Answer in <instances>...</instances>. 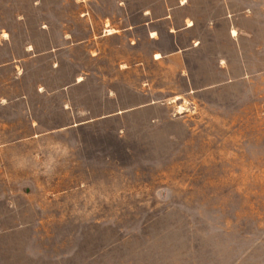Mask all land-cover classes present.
Instances as JSON below:
<instances>
[{
    "label": "rangeland",
    "instance_id": "374dc122",
    "mask_svg": "<svg viewBox=\"0 0 264 264\" xmlns=\"http://www.w3.org/2000/svg\"><path fill=\"white\" fill-rule=\"evenodd\" d=\"M0 264H264V0H0Z\"/></svg>",
    "mask_w": 264,
    "mask_h": 264
},
{
    "label": "crops",
    "instance_id": "0c3cea01",
    "mask_svg": "<svg viewBox=\"0 0 264 264\" xmlns=\"http://www.w3.org/2000/svg\"><path fill=\"white\" fill-rule=\"evenodd\" d=\"M193 24L190 22L189 26H192Z\"/></svg>",
    "mask_w": 264,
    "mask_h": 264
},
{
    "label": "bare ground",
    "instance_id": "6f19581e",
    "mask_svg": "<svg viewBox=\"0 0 264 264\" xmlns=\"http://www.w3.org/2000/svg\"><path fill=\"white\" fill-rule=\"evenodd\" d=\"M110 32V31H109Z\"/></svg>",
    "mask_w": 264,
    "mask_h": 264
}]
</instances>
